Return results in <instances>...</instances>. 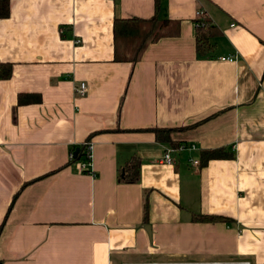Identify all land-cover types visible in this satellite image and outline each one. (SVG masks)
Segmentation results:
<instances>
[{
  "label": "crops",
  "instance_id": "1",
  "mask_svg": "<svg viewBox=\"0 0 264 264\" xmlns=\"http://www.w3.org/2000/svg\"><path fill=\"white\" fill-rule=\"evenodd\" d=\"M153 14L178 33L113 59V20ZM0 63V264H264V0H9Z\"/></svg>",
  "mask_w": 264,
  "mask_h": 264
},
{
  "label": "trees",
  "instance_id": "2",
  "mask_svg": "<svg viewBox=\"0 0 264 264\" xmlns=\"http://www.w3.org/2000/svg\"><path fill=\"white\" fill-rule=\"evenodd\" d=\"M9 12V0H0V17H5ZM195 19L194 41L195 51L198 54H203L211 51L213 42L210 37L218 33L216 26L208 19L202 17L200 14ZM179 20L169 17H158L156 14L148 18H139L136 16L115 18L113 20L112 34H113V59L135 61L147 43L156 40L163 35H175L178 33ZM1 64V63H0ZM6 63H3V65ZM10 73V67L7 64V69L3 72L4 75ZM19 100H24L21 95ZM22 99V100H21ZM158 131V128H154ZM157 137H159L157 135ZM78 150L77 159L80 156ZM225 152L220 149H203L200 151L201 162L207 161L212 157L225 156ZM117 181L120 182H136L139 178V160L131 156L121 167L117 168ZM144 216L146 212V205L143 204ZM224 218L220 215L197 214V220H211Z\"/></svg>",
  "mask_w": 264,
  "mask_h": 264
},
{
  "label": "built area",
  "instance_id": "3",
  "mask_svg": "<svg viewBox=\"0 0 264 264\" xmlns=\"http://www.w3.org/2000/svg\"><path fill=\"white\" fill-rule=\"evenodd\" d=\"M200 10H196V15L199 16L200 15ZM76 42H78V39L75 40ZM233 57L231 56H225L223 59H231ZM85 89V84L83 81H80L78 83V86L75 88L76 92L78 94H81L84 92ZM91 139L89 137H86L85 139L82 140L81 144H79L78 146V150L80 152V156L77 159L75 158L74 155V150L70 151V159L75 160V162L78 164V168L80 170H84L86 172H90L89 168H86V165H89V161H90V152H91ZM171 150L172 148L168 147L165 148L161 155L157 158L158 162L160 163H165V164H171L173 162V158L171 157ZM78 153V151H77ZM76 153V156H77ZM191 162L196 164L197 160L196 159H191ZM244 264H248V261H241ZM121 264H157V262H150V261H123L121 262Z\"/></svg>",
  "mask_w": 264,
  "mask_h": 264
},
{
  "label": "water",
  "instance_id": "4",
  "mask_svg": "<svg viewBox=\"0 0 264 264\" xmlns=\"http://www.w3.org/2000/svg\"><path fill=\"white\" fill-rule=\"evenodd\" d=\"M77 151H78V147H76L75 150H74V155L75 156H76ZM145 228L147 229V226H145Z\"/></svg>",
  "mask_w": 264,
  "mask_h": 264
}]
</instances>
